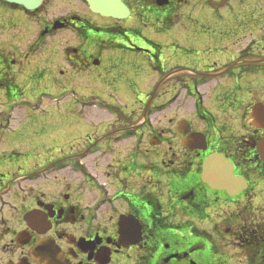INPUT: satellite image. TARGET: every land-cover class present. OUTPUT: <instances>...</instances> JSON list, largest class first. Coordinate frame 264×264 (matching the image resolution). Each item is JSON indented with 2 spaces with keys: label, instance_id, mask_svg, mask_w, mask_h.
<instances>
[{
  "label": "flooded vegetation",
  "instance_id": "flooded-vegetation-1",
  "mask_svg": "<svg viewBox=\"0 0 264 264\" xmlns=\"http://www.w3.org/2000/svg\"><path fill=\"white\" fill-rule=\"evenodd\" d=\"M78 1H0L37 26L0 37V264H264L241 206L264 184V0H123V20ZM65 87L138 93L141 114L35 121L29 92ZM221 158L240 190L205 168Z\"/></svg>",
  "mask_w": 264,
  "mask_h": 264
},
{
  "label": "rangeland",
  "instance_id": "rangeland-1",
  "mask_svg": "<svg viewBox=\"0 0 264 264\" xmlns=\"http://www.w3.org/2000/svg\"><path fill=\"white\" fill-rule=\"evenodd\" d=\"M214 0H206V3H212ZM76 4H80L82 6L79 7L80 12L83 15H87V11L84 9V5L80 3L78 0H50L40 12L42 16L48 15L50 18H58L63 12V9L74 11ZM42 21V19H40ZM98 20V19H97ZM102 21V19H100ZM35 20L31 19L29 16H26L25 13H13L7 10L0 9V37L6 36L8 32L7 26L9 24L15 25L16 29L10 32L9 37H14L18 39L21 35H25L27 30L32 31V35H34L33 30L35 27ZM70 32H60L58 35L69 36ZM30 96L28 97L33 101L34 105L37 107L36 110L32 112V116H35V121L41 122L44 120H53V122H58L59 120H63L68 116L73 115L72 110L74 109V101L79 102L77 106V115L84 116H105L107 113L100 108H97L96 105H99L100 102H104L106 104L111 105H119L117 103V99H123V105L126 106L124 110L127 115L138 116L141 113L138 111L139 109V94L138 93H124V92H116L112 90H95L92 88H84V89H71L69 87H65V89H40V90H32L29 92ZM123 95H122V94ZM0 95V99H3ZM96 107V108H95ZM188 108V107H187ZM30 109L28 110L31 114ZM188 109L181 107V112L184 113ZM170 111V110H169ZM166 111L161 115H165L169 113ZM33 117L31 120L33 121ZM31 148H39L38 140L33 139V143L30 145ZM258 183V182H257ZM261 188L264 190V184L259 185L256 191H252V195H255L254 200L249 199L247 201H251L250 203L241 202V206L247 205L249 208L250 216L245 217V219L250 218L253 222H262L264 223V191H261ZM255 192H258L257 194ZM246 206V207H247ZM241 220V216L240 219ZM234 238H226L224 240V244L226 245L225 249L228 250L231 256H234L235 261L240 258L241 252L237 249V244ZM224 249V248H223ZM224 249V250H225ZM232 258V257H231ZM244 263L237 264H245Z\"/></svg>",
  "mask_w": 264,
  "mask_h": 264
},
{
  "label": "water",
  "instance_id": "water-1",
  "mask_svg": "<svg viewBox=\"0 0 264 264\" xmlns=\"http://www.w3.org/2000/svg\"><path fill=\"white\" fill-rule=\"evenodd\" d=\"M8 3H14L17 5L23 6L27 10H35L43 3V0H3ZM90 9L95 12L99 13L102 16L106 17H114L118 19L126 18L129 14V9L124 5L122 0H87ZM262 159L264 160V145L262 148L259 149ZM220 162L210 161L206 163L205 168H209L215 164L218 165L221 171V176L218 178L217 181L226 182L225 184L228 185L232 183V185L237 189H241V185L245 184L244 181L240 178H232V168L231 165L224 159H219ZM229 182V183H228Z\"/></svg>",
  "mask_w": 264,
  "mask_h": 264
}]
</instances>
